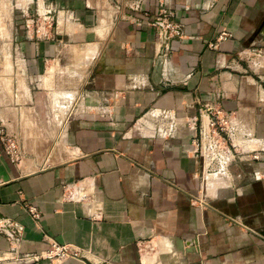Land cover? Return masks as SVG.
Listing matches in <instances>:
<instances>
[{"label":"crops","instance_id":"crops-1","mask_svg":"<svg viewBox=\"0 0 264 264\" xmlns=\"http://www.w3.org/2000/svg\"><path fill=\"white\" fill-rule=\"evenodd\" d=\"M135 1L47 0L54 36L20 26L23 75L9 61L0 120L23 160L0 139V218L22 227L20 253L51 238L81 256L28 262L0 232V264H264V0H171L183 36L166 56ZM61 99L73 112L54 118ZM209 108L230 112L237 149L204 174L192 138Z\"/></svg>","mask_w":264,"mask_h":264},{"label":"built area","instance_id":"built-area-1","mask_svg":"<svg viewBox=\"0 0 264 264\" xmlns=\"http://www.w3.org/2000/svg\"><path fill=\"white\" fill-rule=\"evenodd\" d=\"M142 0H136L129 5L130 9L142 12L143 21L137 24H147L154 28L157 37V45L162 56L169 53L171 41L183 36V28L180 23L175 20V11L171 7V0H156L155 5L151 9H141ZM26 8L21 9V19L25 36L29 40L48 39L56 33V25L54 24L53 10L47 0H32L27 4ZM34 5V7H33ZM189 5H184V9L188 10ZM55 25V26H54ZM232 34L227 30L218 33L215 41L209 46L213 47L216 43L230 38ZM209 117L204 126H200L198 133L193 136V152L198 155L202 161L204 174L216 173L222 166L234 160L236 153V145L231 139L229 131L230 112L215 110L209 108ZM189 122L195 125L196 118H191ZM0 139L4 145L5 151L16 161L19 162L22 157V151L18 142L16 133L9 130L0 120ZM246 157V156H245ZM251 159H258L259 155L253 153ZM26 212L35 220L40 217V212L35 205L24 204ZM232 221H239V217L232 218ZM22 227L9 218H0V232L3 233L9 241L10 252L12 256L26 261H37L41 258L65 260L81 256V251L70 244L58 243L54 239L49 238L48 248L45 251L37 253H20L18 242L20 241ZM148 245L141 244L140 250L145 251Z\"/></svg>","mask_w":264,"mask_h":264},{"label":"rangeland","instance_id":"rangeland-1","mask_svg":"<svg viewBox=\"0 0 264 264\" xmlns=\"http://www.w3.org/2000/svg\"><path fill=\"white\" fill-rule=\"evenodd\" d=\"M34 2H36V0H34ZM24 5H25V0H0V78L1 79L3 76L8 75V72L5 71V68L9 64V61L11 62V69L13 66V74L17 75L18 71L20 73H22L21 68L23 69V67L22 66L19 67L20 66L19 61L16 60V57H18L17 55H19V54L17 52V46H16L17 42L14 39L18 33L22 34L20 31L21 30L20 26L22 27L23 25H20V24L15 25L13 23V19H14L13 17L16 16V19H18L17 21L18 22L20 21L19 23L23 24L22 23L23 19L20 17L21 16L20 12H21V9L24 8ZM26 6H28V5H26ZM33 7H34V5H33ZM20 18L22 20H20ZM55 18L56 17L54 16V23H55ZM10 20H12V25H9V22H11ZM59 21L62 24L63 20L61 21L59 19ZM22 32H23V34L25 33L23 27H22ZM7 54H9V58L7 57ZM86 57H88L87 54H86ZM22 75H23V73H22ZM57 81L58 80H56V82H55L56 83L55 89H57L60 86H63V85L58 84ZM2 84L4 86V89H8L9 84L6 83L5 80ZM67 86H71V83L67 84ZM59 89H61V88H59ZM70 89H72V88L68 87V89H65L64 91H69ZM56 93H58V92H54L53 96L56 95ZM66 95L71 96L72 94L69 92V93H66ZM64 100H66V99L64 98ZM56 101H57V99H55V96H54V105H55ZM59 102H60V104L66 105L62 102V99L59 100ZM72 112H73V110H71L69 113H72ZM50 113H51V111H50ZM53 113H54V115H56V117H54V118L60 117V114L63 115L62 117H64V118H66L69 115V114H66V112L65 113L62 112V110L60 108L53 109ZM48 117L50 118L51 115H48ZM51 118H53V115ZM57 128L60 129V127H57ZM50 146L52 147L53 143H50L49 147ZM54 151H56V150H54ZM22 158H21V160H23Z\"/></svg>","mask_w":264,"mask_h":264},{"label":"bare ground","instance_id":"bare-ground-1","mask_svg":"<svg viewBox=\"0 0 264 264\" xmlns=\"http://www.w3.org/2000/svg\"><path fill=\"white\" fill-rule=\"evenodd\" d=\"M32 0H25V5L24 8H26V5L31 2ZM7 57L9 58V54H7ZM56 105L58 104V101L55 103ZM59 105V104H58ZM64 111V113L66 112V114H69V112L72 110V101H69V104L67 103L66 105H61Z\"/></svg>","mask_w":264,"mask_h":264}]
</instances>
